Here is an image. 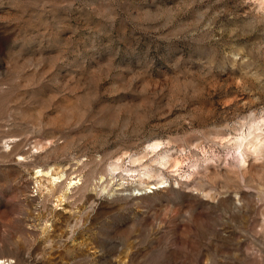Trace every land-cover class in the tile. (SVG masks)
<instances>
[{"label":"rangeland","instance_id":"rangeland-1","mask_svg":"<svg viewBox=\"0 0 264 264\" xmlns=\"http://www.w3.org/2000/svg\"><path fill=\"white\" fill-rule=\"evenodd\" d=\"M0 259L264 264V0H0Z\"/></svg>","mask_w":264,"mask_h":264},{"label":"bare ground","instance_id":"bare-ground-1","mask_svg":"<svg viewBox=\"0 0 264 264\" xmlns=\"http://www.w3.org/2000/svg\"><path fill=\"white\" fill-rule=\"evenodd\" d=\"M245 138V136H240L238 139H237V145L239 146L242 142H243V139ZM251 142V141H250ZM114 169V168H113ZM1 260V259H0Z\"/></svg>","mask_w":264,"mask_h":264}]
</instances>
